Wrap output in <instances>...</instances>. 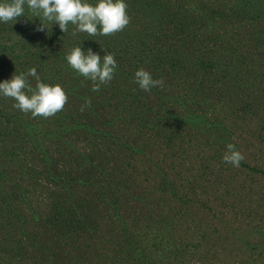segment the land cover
I'll return each instance as SVG.
<instances>
[{
  "label": "trees",
  "instance_id": "obj_1",
  "mask_svg": "<svg viewBox=\"0 0 264 264\" xmlns=\"http://www.w3.org/2000/svg\"><path fill=\"white\" fill-rule=\"evenodd\" d=\"M125 2L114 36L38 31L26 4L0 22V82L35 68L68 96L48 119L0 96V264H264V0ZM77 46L114 55L99 91L66 61Z\"/></svg>",
  "mask_w": 264,
  "mask_h": 264
},
{
  "label": "clouds",
  "instance_id": "obj_2",
  "mask_svg": "<svg viewBox=\"0 0 264 264\" xmlns=\"http://www.w3.org/2000/svg\"><path fill=\"white\" fill-rule=\"evenodd\" d=\"M25 4L34 17L41 20L38 31H44L47 25L43 21L51 24H58L63 33L68 32V25H74L72 35L86 33L89 36H114L123 31L130 23L127 13L128 5L125 0H97L95 5L86 0H8L0 3V22H16L25 14ZM106 54L101 57L93 52L91 48L87 52L77 46L69 49L66 54L68 65L92 82V90L99 91L101 86H106L114 78L117 62L114 55L102 49ZM36 80L33 88L27 77ZM134 82L144 92H150L153 87L164 88L163 79H153L152 75L141 68L134 74ZM0 96L15 101L13 107L23 112L31 114L32 118L42 117L48 119L64 110L68 102L65 90L59 84L50 85L41 82L35 68L29 69L28 73L13 75L10 80L0 82ZM87 100L81 105V112L90 105ZM222 162L231 164L238 168L244 160L243 154L236 150L235 145L226 146Z\"/></svg>",
  "mask_w": 264,
  "mask_h": 264
},
{
  "label": "rangeland",
  "instance_id": "obj_3",
  "mask_svg": "<svg viewBox=\"0 0 264 264\" xmlns=\"http://www.w3.org/2000/svg\"><path fill=\"white\" fill-rule=\"evenodd\" d=\"M251 131V133H252V130H250ZM240 140V142H241V144H242V147H243V149L245 150V151H247L248 153H249V151L250 150H253V151H255V149L253 148V147H260V146H263V145H261V144H258L257 142V140L256 139H253V138H250V141L249 142H247V141H244L242 138H240L239 139ZM255 145V146H254ZM253 146V147H252ZM264 148V147H263ZM259 152H257V154H258ZM263 154H264V151L262 152ZM254 163H255V161L256 160H252ZM264 165V164H263ZM260 166H262V165H260ZM264 167V166H263ZM255 174H257V173H255ZM257 177H258V180H256V182L255 183H257V185L258 186H264V175H258L257 174ZM253 186V189L254 190H256L257 188H259L258 186ZM223 246L224 245H221V243H218L217 245H216V247L214 246V247H212V248H215L216 250H222L223 249ZM226 246H228V247H233V245L231 244V243H228ZM204 248H206V246H204ZM9 250H11V246H9V248H8V253H5V254H3L4 256H7V254H9ZM211 255V254H210ZM87 261H90V260H86L84 263H86ZM216 263V260H214V262H209V261H201L200 259H198V260H195L194 262H192V264H215Z\"/></svg>",
  "mask_w": 264,
  "mask_h": 264
}]
</instances>
